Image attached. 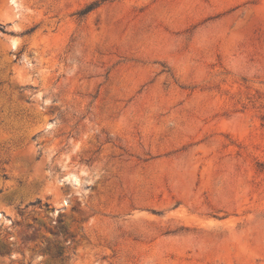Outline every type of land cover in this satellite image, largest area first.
I'll return each mask as SVG.
<instances>
[{"label":"rangeland","instance_id":"1","mask_svg":"<svg viewBox=\"0 0 264 264\" xmlns=\"http://www.w3.org/2000/svg\"><path fill=\"white\" fill-rule=\"evenodd\" d=\"M0 264H264V0H0Z\"/></svg>","mask_w":264,"mask_h":264}]
</instances>
